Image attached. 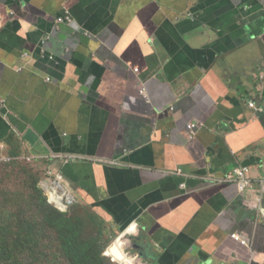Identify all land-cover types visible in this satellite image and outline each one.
Masks as SVG:
<instances>
[{
	"label": "crops",
	"instance_id": "0c3cea01",
	"mask_svg": "<svg viewBox=\"0 0 264 264\" xmlns=\"http://www.w3.org/2000/svg\"><path fill=\"white\" fill-rule=\"evenodd\" d=\"M5 164L61 175L140 260L264 264V196L220 183L264 175V0H0Z\"/></svg>",
	"mask_w": 264,
	"mask_h": 264
},
{
	"label": "rangeland",
	"instance_id": "374dc122",
	"mask_svg": "<svg viewBox=\"0 0 264 264\" xmlns=\"http://www.w3.org/2000/svg\"><path fill=\"white\" fill-rule=\"evenodd\" d=\"M44 174L45 173L43 172V170L35 169L34 167H22L18 169L7 168L2 170L0 176V242L8 241L9 238V233L7 232V229L4 228V226H7V222L1 215L5 212L13 211V209H16L17 207L19 209V206L23 207V205H25L27 201L25 197L29 196L30 194L31 206L32 200H35L34 197L39 194L33 188L38 187L41 193H43V191L44 194L46 193L48 201L57 208L66 210L65 212H67L70 211L71 207H74L72 213L76 214L82 222H80V224L82 231L81 240L83 242H96V244H98L99 248L101 249H103L105 246H108L106 255L112 258L118 264H152L147 260H140V258L138 257L139 255L137 254L140 248L136 247V244L134 243L135 241L130 240V236H127V238L123 236L122 232L124 230L121 232H117L114 226H111L108 221H106L97 212H94L89 206L80 204L81 202H79L75 198V201H73L74 203L72 205L70 204L69 207H65L61 203L56 205L53 200L54 193L51 190H46L44 184H42L41 188V185H39L40 183H36V179H39L40 182H42L41 180L44 178ZM53 181H55V176H52L49 172L46 173V179H44L43 182L49 183ZM46 187H48V185H46ZM62 187L64 188L63 184ZM21 195H23L24 198L18 199V197ZM34 211V218L38 221V219L40 218L39 211L38 209ZM2 227L4 229H2ZM9 228H12L14 230L16 228V231H21V228L17 227V224L15 226L10 224ZM57 235V232L49 229L48 234L45 236L44 248H35V252L37 254L36 256L42 257L44 260V262L41 264H68L67 262H64V258L60 255L57 245L58 238L56 239ZM15 244L20 245L21 242ZM118 245L121 247L123 246L127 255H125L122 251L124 255H120V258H118V260L116 261V259L112 257L114 255L112 250H116V247ZM111 246L112 249L109 251L108 255L107 253ZM141 248L143 249L142 246ZM11 251L14 253L13 256L11 252L3 254V251L0 250V264H35V262H30V256H27L26 253H24V249L21 246H16L15 248L11 249ZM146 251L147 249L144 250V253L148 252ZM44 252H46L48 256H42ZM128 255H130L135 260L137 259L136 263ZM31 260H33V258H31ZM152 262L153 264H156L157 259H153Z\"/></svg>",
	"mask_w": 264,
	"mask_h": 264
},
{
	"label": "trees",
	"instance_id": "16d2710c",
	"mask_svg": "<svg viewBox=\"0 0 264 264\" xmlns=\"http://www.w3.org/2000/svg\"><path fill=\"white\" fill-rule=\"evenodd\" d=\"M7 168H14V166H6V164L1 166L0 176L2 170ZM36 183L39 184L40 180L36 179ZM33 189L39 194L34 197L36 201L32 200L31 206L30 194L25 197L27 201L23 207L19 206V209L17 207L13 211H8L1 215L7 222V226H4V228L9 233L8 241L0 242V250L3 251V254L11 252L13 256L14 253L11 249L21 246L24 249V253L30 256V262H35V264L43 263V258L36 256L35 248H44L45 236L48 234V230L51 229L58 233L56 236V239L58 238L57 245L64 262L68 264H118L106 255L108 246L101 249L96 242L86 243L81 240V220L76 214L72 213L74 207H71L70 211L63 212L48 201L44 191L41 193L38 187ZM22 198H24L23 195L18 197V199ZM37 209L40 216L38 221L34 218V210ZM10 224L14 226L17 224L21 231H16V228L15 230L9 228ZM4 228L2 227V229ZM20 242V245L15 244ZM42 256H48V254L44 252Z\"/></svg>",
	"mask_w": 264,
	"mask_h": 264
},
{
	"label": "built area",
	"instance_id": "2783aa9c",
	"mask_svg": "<svg viewBox=\"0 0 264 264\" xmlns=\"http://www.w3.org/2000/svg\"><path fill=\"white\" fill-rule=\"evenodd\" d=\"M70 22H71V20L68 17L58 20V24H61V25L65 24V23H70ZM135 72L137 73L138 71H135ZM48 81H50V79H48ZM140 94L143 96H146V88L144 86L141 87ZM251 107L254 108L255 104L252 103ZM198 128H199V124H197V123H191L188 126L189 131L193 135H196ZM7 161H9V160H7ZM251 174H252V168L251 167L239 166V167H236L230 173H228L223 179H221L220 183L221 184H224V183L235 184L238 186V188L242 192L249 190V189H253V187L258 186L260 189V192H261L260 194L262 196H264V175H262L260 178H255V177H252ZM52 176H54V175H52ZM62 181H63V177L61 175H56L55 181L49 182V183H43V184L48 185V188L53 190V192H54L53 200H54V203L56 205L61 203L65 207H69V204H73L74 203L73 201H75V199L67 192L66 194L70 200H66L65 202H64V200H61V198L58 194L59 193L61 194L60 188L62 187ZM233 237L239 241H242L243 244H248L246 241H243L238 234H234Z\"/></svg>",
	"mask_w": 264,
	"mask_h": 264
},
{
	"label": "bare ground",
	"instance_id": "6f19581e",
	"mask_svg": "<svg viewBox=\"0 0 264 264\" xmlns=\"http://www.w3.org/2000/svg\"><path fill=\"white\" fill-rule=\"evenodd\" d=\"M44 187H45V189L46 190H51L52 192H53V190L52 189H50V188H48V187H46V185H44ZM61 189V194L59 193L58 195L60 196V198H61V200H64V201H66V200H70L69 199V197L67 196V191H66V189L65 188H63V187H61L60 188ZM54 193V192H53ZM63 197H65V198H63ZM70 205V204H69ZM112 249V246L110 247V249L108 250V253H109V251ZM122 251H123V249H122V247L121 246H117L116 247V250H112V252L114 253V255H113V258L114 259H116V261L118 260V258H120V255L121 256H123L125 253H124V251H123V253H122ZM107 253V254H108ZM126 255V254H125Z\"/></svg>",
	"mask_w": 264,
	"mask_h": 264
},
{
	"label": "clouds",
	"instance_id": "9594fccd",
	"mask_svg": "<svg viewBox=\"0 0 264 264\" xmlns=\"http://www.w3.org/2000/svg\"><path fill=\"white\" fill-rule=\"evenodd\" d=\"M72 205V204H71ZM59 209V208H58ZM59 210H61V209H59ZM61 211H63V212H65L66 210H61Z\"/></svg>",
	"mask_w": 264,
	"mask_h": 264
},
{
	"label": "water",
	"instance_id": "95a60500",
	"mask_svg": "<svg viewBox=\"0 0 264 264\" xmlns=\"http://www.w3.org/2000/svg\"><path fill=\"white\" fill-rule=\"evenodd\" d=\"M65 24H68V23H65Z\"/></svg>",
	"mask_w": 264,
	"mask_h": 264
}]
</instances>
